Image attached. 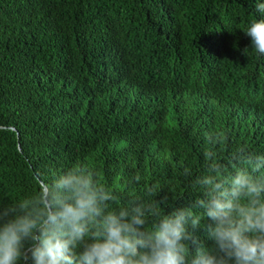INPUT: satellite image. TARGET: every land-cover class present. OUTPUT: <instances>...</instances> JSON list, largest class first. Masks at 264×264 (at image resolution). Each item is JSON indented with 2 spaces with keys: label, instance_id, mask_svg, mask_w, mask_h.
I'll return each mask as SVG.
<instances>
[{
  "label": "trees",
  "instance_id": "obj_1",
  "mask_svg": "<svg viewBox=\"0 0 264 264\" xmlns=\"http://www.w3.org/2000/svg\"><path fill=\"white\" fill-rule=\"evenodd\" d=\"M257 3L0 0V204L88 163L109 186L158 184L167 213L197 194L206 132L264 155Z\"/></svg>",
  "mask_w": 264,
  "mask_h": 264
},
{
  "label": "clouds",
  "instance_id": "obj_2",
  "mask_svg": "<svg viewBox=\"0 0 264 264\" xmlns=\"http://www.w3.org/2000/svg\"><path fill=\"white\" fill-rule=\"evenodd\" d=\"M245 34L264 54V19ZM204 139L201 174L183 167L197 194L167 213L158 184L139 189L137 174L109 186L88 163L0 204V264H264V155L245 145L227 152L223 131Z\"/></svg>",
  "mask_w": 264,
  "mask_h": 264
}]
</instances>
